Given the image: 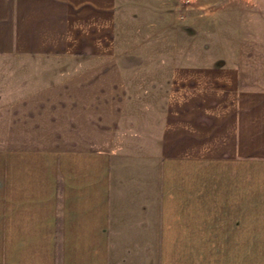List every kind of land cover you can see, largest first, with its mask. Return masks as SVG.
Masks as SVG:
<instances>
[{"label": "crops", "instance_id": "obj_1", "mask_svg": "<svg viewBox=\"0 0 264 264\" xmlns=\"http://www.w3.org/2000/svg\"><path fill=\"white\" fill-rule=\"evenodd\" d=\"M0 264H264V0H0Z\"/></svg>", "mask_w": 264, "mask_h": 264}, {"label": "rangeland", "instance_id": "obj_2", "mask_svg": "<svg viewBox=\"0 0 264 264\" xmlns=\"http://www.w3.org/2000/svg\"><path fill=\"white\" fill-rule=\"evenodd\" d=\"M204 1H207V0H204ZM201 11H200V14H201V18H205L206 17V11H207V7H203V8H201L200 9ZM171 39H173V37H171ZM172 42L174 41V40H171ZM171 41H169V42H171ZM175 42H176V40H175ZM179 44L182 42L180 39L177 41ZM199 43H200V48H201V50H207L208 48H207V46H208V38H207V36H204V35H201V39H200V41H199ZM62 72H56V74L54 75V79H56V80H59V78L60 79H62ZM50 79H53V76L52 77H50ZM62 104H58L56 107L58 108L59 107V109H60V111L61 112H58V114L57 115H61V118H62V115H63V112H62ZM61 128H62V126H61ZM57 132H59L58 133V135H55V136H53V137H40L41 139H44V140H48V139H50V138H55V139H57V143L58 144H60V145H63L64 144V136H63V129H61V130H59V128L57 127V130H56Z\"/></svg>", "mask_w": 264, "mask_h": 264}]
</instances>
